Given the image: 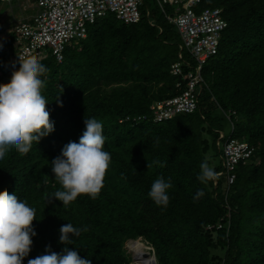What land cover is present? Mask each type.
Returning <instances> with one entry per match:
<instances>
[{
	"label": "trees",
	"instance_id": "obj_1",
	"mask_svg": "<svg viewBox=\"0 0 264 264\" xmlns=\"http://www.w3.org/2000/svg\"><path fill=\"white\" fill-rule=\"evenodd\" d=\"M143 1L138 22L125 24L109 12L88 25L84 39L67 44L62 62L52 49L40 60L54 131L27 154L10 150L0 160V193H16L36 209L37 235L23 264L49 245L60 253L59 229L68 222L87 226L69 247L91 264H131L125 244L140 237L152 245L157 264H264V0H202L199 9L222 8L228 25L202 67L197 109L134 123L127 117L149 115L152 102L178 94L182 75H173L171 65L190 61L167 18L173 6L163 10L154 0L152 11ZM13 20L5 26L0 19V83L19 67L12 60L18 52ZM85 117L103 124L111 156L103 187L95 198L82 194L65 206L48 201L60 187L50 162L65 144L79 141ZM223 120L231 125L228 136L216 125ZM228 138L248 141L251 156L232 170L229 188L226 181L221 188L217 174L201 183L202 161L210 164L218 154L214 171L226 170ZM159 176L171 179L167 206L147 195ZM219 221L223 228H207Z\"/></svg>",
	"mask_w": 264,
	"mask_h": 264
},
{
	"label": "clouds",
	"instance_id": "obj_2",
	"mask_svg": "<svg viewBox=\"0 0 264 264\" xmlns=\"http://www.w3.org/2000/svg\"><path fill=\"white\" fill-rule=\"evenodd\" d=\"M30 17L22 19L29 20ZM41 59L19 58V67L13 65L10 81L0 83V160L10 150L27 154L33 142L39 144L54 131V122L46 108L49 102L42 95L44 80L41 76L47 68ZM84 124L79 141L65 144L50 162L51 172L60 187L48 201L59 200L65 206L82 194L95 198L103 187L111 160L110 153L104 149L103 124L95 117H85ZM199 167L197 179L201 183L215 178L216 172L206 161ZM171 187L170 178L159 176L152 182L147 195L156 205L167 206ZM34 220H38L34 207L16 193H0V264H23L31 251L32 237L37 235ZM82 231H87V226L74 227L70 222L61 225L59 243L64 245L62 251L57 253L50 245L46 246L45 253L29 259L28 264H91L90 259L81 258L69 247L72 239Z\"/></svg>",
	"mask_w": 264,
	"mask_h": 264
},
{
	"label": "built area",
	"instance_id": "obj_3",
	"mask_svg": "<svg viewBox=\"0 0 264 264\" xmlns=\"http://www.w3.org/2000/svg\"><path fill=\"white\" fill-rule=\"evenodd\" d=\"M14 0H0L10 3ZM33 1L36 12L29 20L20 19L15 22L10 31L16 34L15 46L19 58H35L37 60L47 55L52 49L58 62L64 60V52L68 43H77L87 36L88 25L98 17L112 12L126 24L136 23L141 18L143 0H25ZM164 10L166 5L174 8L172 14H166L173 23L182 40L181 48L188 51L189 60L178 59L171 65V73L182 75L176 82L178 94L154 101L150 105L151 114L127 117L137 123L142 120L154 122L171 119L179 113H191L197 109L199 93L204 82L202 67L207 59L217 53L223 30L228 22L223 18L222 8L205 7L199 9L202 0H156ZM180 56L182 52L180 51ZM195 61L194 66L192 61ZM191 67L184 72L183 65ZM121 122L124 119L120 120ZM253 147L246 140L228 138L223 143L222 159L226 170L225 176L229 188L235 181L236 174L232 171L241 161L251 156ZM220 173V174H221ZM224 222L208 224L211 229L224 227ZM217 264V263H216Z\"/></svg>",
	"mask_w": 264,
	"mask_h": 264
},
{
	"label": "rangeland",
	"instance_id": "obj_4",
	"mask_svg": "<svg viewBox=\"0 0 264 264\" xmlns=\"http://www.w3.org/2000/svg\"><path fill=\"white\" fill-rule=\"evenodd\" d=\"M146 3L148 4L149 9H151L153 11L154 9V0H145ZM1 3V2H0ZM33 1L31 2H27L25 0H14L11 3H1L0 7L2 8V10L0 11V19L1 21L4 22V25L8 26L10 22H14L13 19L19 20L22 18H28L31 16V14H33L36 10V8L33 6ZM166 6H169L166 5ZM170 8L172 9V6L170 5ZM155 15L157 16L158 14L156 12H154ZM176 33L173 32L171 35V38H173L174 34ZM178 33V32H177ZM177 38L178 40H180V34H177ZM182 40H180L181 42ZM12 60L15 62V58L12 57ZM218 127H220L221 132L224 133L226 136H228L230 134V122L227 120H223L221 123H217L216 124ZM220 163V157L219 155H215L214 158L212 159V162L209 164L210 167H214L217 166ZM214 169V168H213ZM221 172L216 173L218 176L219 181L221 182V188L222 186H224V181H225V176L224 174H220ZM140 239L142 240V242H144L148 247V251L150 252H154L153 251V247L151 244H149L147 241L143 240L141 237ZM131 240L134 239H129L126 244H125V249L126 252L130 255L131 257V264H138V261L136 259V255L134 254V251L130 248L129 242Z\"/></svg>",
	"mask_w": 264,
	"mask_h": 264
},
{
	"label": "bare ground",
	"instance_id": "obj_5",
	"mask_svg": "<svg viewBox=\"0 0 264 264\" xmlns=\"http://www.w3.org/2000/svg\"><path fill=\"white\" fill-rule=\"evenodd\" d=\"M129 245L136 255L138 264H154L153 253L148 251L150 246L148 247L140 238L131 240Z\"/></svg>",
	"mask_w": 264,
	"mask_h": 264
},
{
	"label": "water",
	"instance_id": "obj_6",
	"mask_svg": "<svg viewBox=\"0 0 264 264\" xmlns=\"http://www.w3.org/2000/svg\"><path fill=\"white\" fill-rule=\"evenodd\" d=\"M153 256H154V264H157V259H156V255L154 252H153Z\"/></svg>",
	"mask_w": 264,
	"mask_h": 264
}]
</instances>
